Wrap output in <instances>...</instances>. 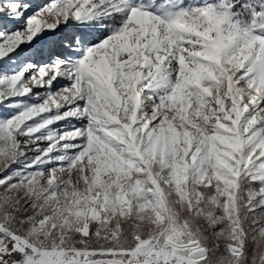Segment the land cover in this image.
Wrapping results in <instances>:
<instances>
[{"label": "snow or ice", "instance_id": "obj_1", "mask_svg": "<svg viewBox=\"0 0 264 264\" xmlns=\"http://www.w3.org/2000/svg\"><path fill=\"white\" fill-rule=\"evenodd\" d=\"M0 264H264V0H0Z\"/></svg>", "mask_w": 264, "mask_h": 264}]
</instances>
